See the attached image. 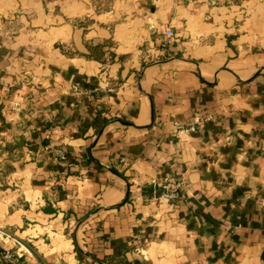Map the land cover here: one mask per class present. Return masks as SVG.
<instances>
[{
    "label": "crops",
    "instance_id": "1",
    "mask_svg": "<svg viewBox=\"0 0 264 264\" xmlns=\"http://www.w3.org/2000/svg\"><path fill=\"white\" fill-rule=\"evenodd\" d=\"M0 99V264H264V0H0Z\"/></svg>",
    "mask_w": 264,
    "mask_h": 264
},
{
    "label": "built area",
    "instance_id": "2",
    "mask_svg": "<svg viewBox=\"0 0 264 264\" xmlns=\"http://www.w3.org/2000/svg\"><path fill=\"white\" fill-rule=\"evenodd\" d=\"M169 34L172 35L173 31L169 30ZM2 100L0 99V109L2 108ZM199 123V120L194 121L189 127L181 128L182 131L186 132L187 134L192 133V131L196 130V125ZM62 157H64L62 155ZM160 194L162 198L171 204H175L179 202V200L183 197L181 193V184L177 180H173L172 178H166L160 183Z\"/></svg>",
    "mask_w": 264,
    "mask_h": 264
}]
</instances>
